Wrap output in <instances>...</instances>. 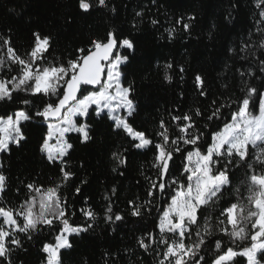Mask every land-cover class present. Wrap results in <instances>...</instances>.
Returning <instances> with one entry per match:
<instances>
[{"label":"trees","instance_id":"obj_1","mask_svg":"<svg viewBox=\"0 0 264 264\" xmlns=\"http://www.w3.org/2000/svg\"><path fill=\"white\" fill-rule=\"evenodd\" d=\"M90 2L94 6L85 12L79 9L78 0H0V57L5 64L8 63L7 46L3 45L2 39H10L17 54L27 59L25 53L30 50L31 34L34 32L51 36L46 60L53 64L74 58L76 49L87 47L91 40L104 37L108 31L117 32L121 39L132 40L134 49H119L120 55L128 57V63L121 66L125 74L123 83L125 86L129 83L133 85L131 98L137 105V111L129 122L150 138L158 130L161 118L169 125L170 135H173L170 114L180 116L194 108L207 111L213 100L225 105L221 110L224 114L222 119H227L236 110L237 97L244 94L245 82L254 86L261 84L256 58L264 59V54L255 47L251 49L255 52L254 57L240 51L243 43L262 38L256 29L264 28V19L259 15L261 9L255 7V0H155V3L153 0H106V7H96V0ZM113 8L115 11H112ZM137 12L142 15L137 16ZM189 16L195 19L189 21ZM181 17H184V23L190 24L187 31L182 24L176 23ZM153 20L158 23L154 25ZM257 21L261 23L257 24ZM171 28L176 30L170 39L165 29ZM229 49H235V54ZM246 55L247 60L240 59ZM168 62L173 64L170 73L173 80L170 83L163 79V65ZM181 66L185 69L183 73L179 71ZM249 68L255 77L248 75ZM240 72H245V75L241 77ZM196 73L206 81V96L197 93L194 86ZM16 74V70L11 73ZM84 89H81L80 97L87 93ZM261 90L264 91V87ZM14 95L15 103H0V116L24 108L19 104L20 99H32L25 93ZM41 100L48 98L39 96L34 100L35 106L26 109L34 119L22 122L25 140L19 145L11 144L6 152H0V163L4 165L0 171L7 177V189L0 206L18 209L31 195H38L25 187L29 183L48 188L60 182L58 164L48 163L40 152L42 137L47 129L40 122L42 118L35 117L34 113ZM94 109V106L89 109L87 118H79V122L86 120L91 126V141L82 144L77 133L68 134L74 149L67 159L75 175L60 189V194L76 213L69 217L70 223H93V229L69 237L73 247L68 251L61 250L63 264H158L162 256H158L157 252L162 253L164 246L158 243L161 236L157 225L170 197L157 194L154 199L148 198L152 199L151 213L145 219L131 216L132 205L128 203L129 200L143 203L146 199L148 181L145 177L158 179L156 169L152 167L154 152L131 147L130 138L113 131L110 127L112 122L107 117H97ZM199 123L202 125L204 121ZM206 147L202 143L201 151H205ZM116 150L123 152L126 165H118L112 158L111 153ZM183 164L184 158L176 155L171 165L172 177L181 178ZM114 167L116 172L112 171ZM245 179L243 170L236 172L232 180L233 188L240 186ZM81 181L87 183L82 184ZM77 186L81 188L79 194L75 192ZM113 187L116 188L115 195L111 192ZM241 191L245 197L248 195L246 185L241 187ZM105 195L111 198L113 212L121 214L124 220L115 224L105 223L104 214L109 203L104 199ZM227 196L228 193H225V198ZM88 206L97 213L96 222L85 221L80 214L79 210ZM209 212L218 215L213 210ZM247 230V239L237 241L235 245L229 243L228 246L237 251L250 246V235L255 231L251 223L247 225ZM145 232H152L157 241L147 252L137 245V239ZM17 235L22 241V248L13 253L15 264H42L46 255L41 251L42 246L54 243L55 233L50 234L47 229L34 232L31 240L26 234ZM165 238L169 242L173 239L171 234ZM220 238L218 233L215 239ZM215 239L207 245L212 258L216 254ZM227 241L225 236L223 242ZM258 258L264 264V255ZM232 264H247V261L238 256Z\"/></svg>","mask_w":264,"mask_h":264},{"label":"snow or ice","instance_id":"obj_2","mask_svg":"<svg viewBox=\"0 0 264 264\" xmlns=\"http://www.w3.org/2000/svg\"><path fill=\"white\" fill-rule=\"evenodd\" d=\"M93 6L90 0H78L79 9L85 12ZM95 6L106 7V0H96ZM255 7L261 9L259 15L264 19V0H255ZM136 15L142 13L137 12ZM187 19L192 21L195 17L189 16ZM183 21L184 17H181L176 23L182 24L187 31L190 24ZM152 23L155 25L158 22L153 20ZM256 23L260 24L261 21ZM175 30L165 29L170 39ZM256 31L262 34V38L243 43L240 49L253 57V47L264 54V28H257ZM31 36L30 50L25 53L27 59L17 54L10 39H2L3 45L7 46L9 59L5 64L0 57V103H15V93H25L32 99H20L19 104L24 108L0 116V152H6L11 144L19 145L25 140L22 122L34 119L26 109L35 106L34 100L39 96L47 97L48 100H41L40 105L36 106L34 116L42 118L40 122L47 129L42 137L40 152L48 163L58 164L60 182L48 188L29 183L25 187L38 195H31L18 209L0 206V264H15L13 253L22 248L19 233L26 234L31 240L34 232L45 229L50 234L54 232V243H44L42 246L41 251L46 254L42 264H63L61 250L68 251L73 247L69 237L93 229V223H70L69 217L76 213L60 194L62 185L75 175L67 159L74 149L68 134L77 133L82 144L93 139L91 126L86 120L79 122V118L90 115L89 109L93 105L97 117H107L112 122L110 127L113 131L130 138L131 147L154 152L152 167L156 169L158 179L145 177L148 181L146 199L143 203L136 200H129L128 203L132 205L131 216L145 219L151 213L152 199L157 194L170 197V203L163 210L157 225L161 236L158 243L164 246L162 253L157 252L158 256H162L158 264H232L238 256L246 258L247 264H261L258 257L264 255V91L261 90L264 87V59L256 58L261 84L254 86L245 82L242 89L244 94L237 97L236 110L227 119H222L224 114L221 110L225 105L213 100L207 111L194 108L180 116L170 114L174 138L163 118L154 137L150 138L129 122L137 111V105L131 98L133 85L129 83L125 86L123 83L125 74L121 66L128 63V57L120 55L118 49H134L132 40L121 39L117 32L108 31L104 37L91 40L87 47L76 49L74 58L53 64L46 60L51 36H41L38 32ZM249 37L251 39V33ZM229 51L235 54V49ZM240 59L247 60L248 56H241ZM17 65L19 67L15 68ZM14 70L17 74L11 75ZM163 71V79L170 83L173 80L170 74L173 64H164ZM179 71L183 73L184 67L181 66ZM247 72L255 77L251 68ZM240 75L243 77L245 72H240ZM82 86L99 87L95 91L85 88L87 94L80 98L77 94ZM194 86L198 95H207L206 81L199 73L194 74ZM51 97L56 99L52 100ZM250 109H258L259 114H250ZM200 120L204 121L202 125ZM53 140L55 143H51ZM202 143L207 145L205 151H201ZM176 155L184 158L180 179L171 176V165ZM111 156L118 165H126L122 151H112ZM3 167L0 163V169ZM240 170L244 171L246 179L233 188L232 180ZM112 171L116 172L117 168L114 167ZM6 181L7 177L0 171V200H3L7 189ZM245 185L248 188L246 197L241 191ZM170 188L173 191H169ZM75 192L79 194L81 188L77 186ZM111 192L115 195L116 188L113 187ZM225 193H228L227 198ZM104 199L109 201L104 214L105 223L115 224L124 220L121 214L113 212L110 196L105 195ZM209 210L218 215L214 216ZM79 211L85 221L96 222L97 213L90 206ZM249 223L255 229L250 235V246L242 247L239 251L228 246L229 243L235 245L237 241L248 238ZM218 233L221 238L215 239ZM168 234L173 237L171 242L165 238ZM225 236L227 242H223ZM211 239H215L214 258L207 248ZM156 243L152 232H145L137 239L138 247L145 252Z\"/></svg>","mask_w":264,"mask_h":264},{"label":"rangeland","instance_id":"obj_3","mask_svg":"<svg viewBox=\"0 0 264 264\" xmlns=\"http://www.w3.org/2000/svg\"><path fill=\"white\" fill-rule=\"evenodd\" d=\"M95 90H98V88L95 89ZM95 90H91V91H95ZM86 94H87V93H86ZM86 94H85V95H86ZM79 97H80V96H79ZM80 98H82V97H80ZM93 106H94V105H93ZM94 107H95V106H94ZM122 111H123V110H122ZM250 114H252V115H258V114H259V113H258V109H257L256 112H253V111L250 110ZM51 143H55V140H53ZM194 159H195V158H194ZM169 203H170V200H169L168 204H169ZM168 204H167V205H168ZM167 205L165 206L164 210L167 208ZM162 213H163V212H162ZM162 213H161V216H162ZM161 216H160V217H161ZM159 219H160V218H159Z\"/></svg>","mask_w":264,"mask_h":264},{"label":"water","instance_id":"obj_4","mask_svg":"<svg viewBox=\"0 0 264 264\" xmlns=\"http://www.w3.org/2000/svg\"><path fill=\"white\" fill-rule=\"evenodd\" d=\"M118 51H119V49H118ZM99 86H82L81 87V89H83V88H88V89H91V90H95V89H97ZM81 92V91H80ZM80 92H78V97L80 96Z\"/></svg>","mask_w":264,"mask_h":264}]
</instances>
